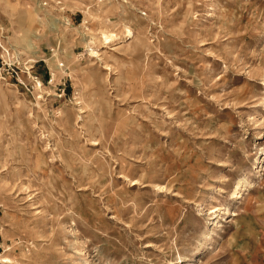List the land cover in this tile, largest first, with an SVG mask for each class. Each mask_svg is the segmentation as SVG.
<instances>
[{
    "label": "rangeland",
    "instance_id": "obj_1",
    "mask_svg": "<svg viewBox=\"0 0 264 264\" xmlns=\"http://www.w3.org/2000/svg\"><path fill=\"white\" fill-rule=\"evenodd\" d=\"M4 258L264 264V0H0Z\"/></svg>",
    "mask_w": 264,
    "mask_h": 264
},
{
    "label": "built area",
    "instance_id": "obj_2",
    "mask_svg": "<svg viewBox=\"0 0 264 264\" xmlns=\"http://www.w3.org/2000/svg\"><path fill=\"white\" fill-rule=\"evenodd\" d=\"M141 15L144 16L145 13H141ZM60 67H61V65H60ZM30 69H31V67L29 68V70H30ZM23 70H25L26 72L28 71V69H26L25 67H23ZM21 72H22V71H21ZM31 79H32L31 81L33 82V86H34V85H38L39 82L36 81V78H35V77H31ZM18 84H21V85L25 86L24 83H23L22 81H18Z\"/></svg>",
    "mask_w": 264,
    "mask_h": 264
},
{
    "label": "bare ground",
    "instance_id": "obj_3",
    "mask_svg": "<svg viewBox=\"0 0 264 264\" xmlns=\"http://www.w3.org/2000/svg\"><path fill=\"white\" fill-rule=\"evenodd\" d=\"M61 10H63V8H62ZM4 51H5V50H4ZM91 54H92V56H93V55H95V53H94V52H92V51H91ZM132 184H134V183H132ZM0 262H1L2 264H3V263L5 264L6 262H8V260H7V258H4L3 260H2V259H0ZM178 264H181V263H180V262H178Z\"/></svg>",
    "mask_w": 264,
    "mask_h": 264
}]
</instances>
